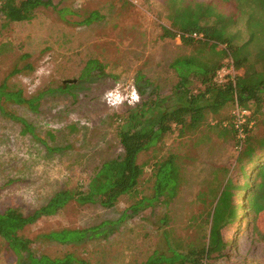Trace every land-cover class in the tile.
Here are the masks:
<instances>
[{
  "label": "rangeland",
  "instance_id": "rangeland-1",
  "mask_svg": "<svg viewBox=\"0 0 264 264\" xmlns=\"http://www.w3.org/2000/svg\"><path fill=\"white\" fill-rule=\"evenodd\" d=\"M45 1L50 5L37 9L29 21L0 19V85L20 90L25 98L42 94L35 111L2 102L0 212L10 207L28 214L58 192H86L98 168L123 153L116 137L122 118L148 100L172 103L168 98L179 80L170 67L174 59L195 57L200 65H218L229 51L221 41L185 45L177 38L162 37V27L171 28L172 12L181 2L210 3L215 12L228 17L232 7L224 0ZM248 13V8H239L227 25L226 37H231L233 45H241L254 32ZM208 22L218 27L225 24L215 17ZM256 34L247 49L250 63L260 70L254 56L264 51V34ZM236 70L237 76L244 72ZM187 87L192 93L202 90L194 78ZM232 110L228 103L216 115L208 114L196 131L179 136L173 130L142 152L138 162L144 172L136 193L119 197L113 207L70 200L55 215L25 227L20 235L30 239L33 255L73 253L82 264H143L155 250H166L164 229L175 242L194 241L197 233L189 220L199 214L205 217L212 208L227 178L225 171L229 170L233 185L241 184L234 166L236 137L222 127ZM253 110L249 134L262 135L264 108ZM7 114L28 122L35 136L23 132L22 125ZM170 153L177 155L183 173L175 199L124 216L134 200L151 194L155 163ZM200 192L205 193L201 201L197 200ZM233 194L239 220L227 233L231 247L227 255L209 264H264V243L249 225L247 195L237 190ZM163 216L169 217L167 225L161 221ZM104 223L99 235L78 243L64 245L46 237L62 229L83 230ZM259 228H264V217ZM0 264H18L1 238Z\"/></svg>",
  "mask_w": 264,
  "mask_h": 264
},
{
  "label": "trees",
  "instance_id": "trees-1",
  "mask_svg": "<svg viewBox=\"0 0 264 264\" xmlns=\"http://www.w3.org/2000/svg\"><path fill=\"white\" fill-rule=\"evenodd\" d=\"M231 5L232 11L225 17L214 11L210 3H195L193 5L181 2L170 19V26L162 27V37L176 38L178 33L202 34L201 39L181 37L185 45L193 42L221 41L226 43L236 69H244L242 75L237 76L234 84L227 82L216 85L213 75L221 65H205L197 63L195 57H178L170 64L171 69L178 77V82L173 90L171 99L148 100L126 114L116 129V137L122 146L121 157L104 162L90 178L86 192H73L64 190L55 194L44 206L23 214L14 208H6L0 212V238L7 248L15 255L18 264H82L73 253H65L61 257L41 255L36 257L31 252L30 239L20 235L27 226L34 224L44 216H53L61 210L67 202L73 200L79 204L98 203L103 208H111L119 197L133 195L139 186L144 169L138 162L139 155L155 147L162 138L177 130L179 136L198 129L206 120L208 114L216 115L218 110L228 103L235 101L251 111L254 119L253 108H264V51L260 50L254 56L256 62L261 63L260 70L250 63L248 45L256 38V32L264 34V0H224ZM49 1L45 0H0V19L5 23L24 22L32 19L34 12L41 7H48ZM239 8H248V18L251 32L247 41L241 45H233L231 37H226L227 25L236 18ZM211 17L225 24L218 27L209 24ZM175 28L176 31L172 29ZM226 55V54H225ZM12 71L10 75L14 74ZM192 78L197 79L202 90L192 93L188 84ZM64 91V89L59 88ZM36 97L25 98L20 90H9L4 84L0 85V111L4 113L2 102H12L17 105H26L31 110L37 109ZM253 107V108H252ZM19 122L23 132L35 136L33 127L22 118L7 114ZM236 133L231 125L222 126ZM242 141L236 138V152L234 166L237 167L240 185H233L229 170L225 171L227 178L215 196L212 208L203 215H194L189 223L195 228L194 241L180 243L173 241L171 233L164 229L162 232L166 250H155L143 264H209L211 260L227 255L231 247L228 231L233 230L239 220V206L233 201V190L247 195V213L252 232L264 243V228H259V223L264 217V132L262 135L249 134L251 129L245 131ZM153 185L151 194L141 195L127 208L126 215H135L140 210L154 206L155 202L168 205L175 199L179 191L182 169L175 154H168L155 163L153 169ZM238 196V193H237ZM204 192L197 195L201 201ZM168 216H163L161 221L168 224ZM105 226L100 224L89 229H62L51 232L46 237L60 244L78 243L88 236L99 235ZM90 234V235H89Z\"/></svg>",
  "mask_w": 264,
  "mask_h": 264
},
{
  "label": "built area",
  "instance_id": "built-area-1",
  "mask_svg": "<svg viewBox=\"0 0 264 264\" xmlns=\"http://www.w3.org/2000/svg\"><path fill=\"white\" fill-rule=\"evenodd\" d=\"M181 37H190L192 39H201L202 34L198 33H178L176 38L180 40ZM237 79V70L234 66L231 55L226 49V56L221 65L216 69L213 75V82L216 85H223L227 82L234 84ZM231 125L236 133V138L242 141L245 137L246 130L253 128V120L251 119V111L241 107L237 101L233 104V110L229 121L222 122V126Z\"/></svg>",
  "mask_w": 264,
  "mask_h": 264
}]
</instances>
